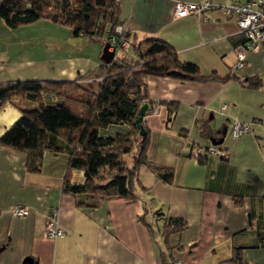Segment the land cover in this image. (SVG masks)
<instances>
[{
	"label": "crops",
	"instance_id": "0c3cea01",
	"mask_svg": "<svg viewBox=\"0 0 264 264\" xmlns=\"http://www.w3.org/2000/svg\"><path fill=\"white\" fill-rule=\"evenodd\" d=\"M117 1L130 43L162 39L203 75L230 74L237 79L146 77L147 97L157 105L156 113L150 105L142 118L149 130L147 157L171 167L174 179L163 182L142 165L133 199L111 197L94 206L77 205L61 188L70 157L66 148L44 151L39 170L29 171L24 152L0 145V264H22L26 257L30 264H228L235 247L241 248L246 264H264V172L255 166V160L260 161L257 144L261 147L264 141V40L258 50L246 54L243 66L236 67L234 50L244 34L221 8L207 12L208 19L194 13L173 18L172 3L178 0ZM32 23L63 36L49 38V53L22 58L20 32L29 24L12 28L0 19V81L77 80L97 91L99 78H81L102 62L96 40L73 35L68 26L49 20ZM70 45L75 49L69 50ZM45 93L49 103L62 99L52 91ZM24 101L15 99L0 109V135L21 109L33 108ZM170 102L175 108L167 105ZM234 119L247 122L249 130L232 137ZM223 127L224 138H231L221 142L225 158L206 151L209 137H220ZM127 129L126 124H112L99 132L111 135ZM251 146L257 158L250 154ZM68 177L74 183L84 180L83 171L75 168ZM18 205L28 207V213L15 216L12 209ZM51 209L57 210L63 236L45 233ZM176 217L186 224L165 243L162 225Z\"/></svg>",
	"mask_w": 264,
	"mask_h": 264
},
{
	"label": "trees",
	"instance_id": "16d2710c",
	"mask_svg": "<svg viewBox=\"0 0 264 264\" xmlns=\"http://www.w3.org/2000/svg\"><path fill=\"white\" fill-rule=\"evenodd\" d=\"M0 19L12 28L45 19L68 26L73 35L102 41V36L113 34L117 42L121 38L129 41L126 31L115 32V27L122 25L117 0H0ZM114 51L110 62L102 61L81 76L99 78L97 91L82 86L77 80L0 81V109L15 99L36 103V107L20 110L19 117L0 135V145L24 152L25 167L29 171L39 170L44 151L66 148L70 157L61 188L74 196L77 205L84 207L111 197L133 199L138 169L142 165L159 180L173 182L171 167L147 157L148 127L142 122L145 134L141 135L134 123L139 107L144 103L152 105L146 91L148 75L197 81L237 79L230 74L223 77L203 75L195 63L180 60L175 50L159 38L129 42L128 51L115 45ZM46 91L59 94L61 101L46 103L43 99ZM167 105L176 106L173 102ZM174 110L170 109V113ZM112 124H126L128 129L111 135L99 132L100 128ZM71 168L83 171V182H70ZM185 224L180 217L166 221L161 231L164 242ZM262 242L264 244V239ZM228 264H246L241 248L233 249Z\"/></svg>",
	"mask_w": 264,
	"mask_h": 264
},
{
	"label": "built area",
	"instance_id": "2783aa9c",
	"mask_svg": "<svg viewBox=\"0 0 264 264\" xmlns=\"http://www.w3.org/2000/svg\"><path fill=\"white\" fill-rule=\"evenodd\" d=\"M214 8H221L224 14L235 21L239 31L244 34V40L234 50L236 57V67L244 65L245 56L250 51H256L260 47V43L264 40V0H231L229 2L218 4L210 0L200 1H174L172 3V17L179 18L191 13L208 19L207 12ZM122 26L115 27V32L119 33ZM102 41L108 43L110 49H114L118 45L123 51H128L129 42L127 39L121 38L117 42L115 35L104 36ZM150 111L157 112V105L153 104ZM249 130L247 122L234 119L230 125V135L238 137L242 133ZM264 151V141L261 143ZM207 153L216 154L222 158L227 156L226 151L221 147L208 146ZM28 207L23 205L15 206L12 213L15 216H24L28 213ZM56 209H51L45 221V233L49 237L63 236L65 231L59 226L56 219ZM174 264H180L175 261Z\"/></svg>",
	"mask_w": 264,
	"mask_h": 264
},
{
	"label": "rangeland",
	"instance_id": "374dc122",
	"mask_svg": "<svg viewBox=\"0 0 264 264\" xmlns=\"http://www.w3.org/2000/svg\"><path fill=\"white\" fill-rule=\"evenodd\" d=\"M43 20H45V19H43ZM28 24L29 25H27V26H30V27H25L26 30L21 29V32H20L21 33V37H20L21 42L19 43V47L21 48V52H20L19 56L22 58L26 57L29 59H33V58L41 57L40 55H41L42 51H44V50H46L45 52L49 53L51 51L50 43H48V40H50L49 38H51L53 35H56V34L59 37L63 36V33H56L54 31H51L50 28H48V29L42 28L41 29V27H39V25L37 26L36 23L31 22V24H34V25H31L30 23H28ZM35 26H37L38 28L35 29ZM122 30H123V28H122ZM103 37L104 36H102L101 39H103ZM94 42H95L96 46H98V47H100V49H102L103 44H102V42H100V40H96ZM68 49L72 50L73 48L70 45ZM74 49H75V47H74ZM108 50H111L109 48V46H108ZM14 51H15V54L13 53V55L16 56L17 55L16 49ZM46 94L47 93H45V96H43V99L46 103H49L50 98L48 96H46ZM25 101L23 104L28 105V104H30V102H32V104H34L33 107H36V103L34 101H31V100L28 101V99H25ZM229 140H231V138L229 136H225L222 143L226 144ZM206 141H208V139ZM222 143L215 144V145L210 144L208 146L219 147L222 145ZM257 146H258V151L260 153V161H257L258 159L257 160L254 159L255 160V166H257L258 170H260L261 172H264V151H262V148L259 146V144H257ZM249 152L251 155H253L252 156L253 158L254 157L257 158L256 157L257 156V150L254 147L251 146ZM125 158H126V161L129 163L128 156H126ZM154 229H155V232L158 234V230L156 228H154Z\"/></svg>",
	"mask_w": 264,
	"mask_h": 264
},
{
	"label": "water",
	"instance_id": "95a60500",
	"mask_svg": "<svg viewBox=\"0 0 264 264\" xmlns=\"http://www.w3.org/2000/svg\"><path fill=\"white\" fill-rule=\"evenodd\" d=\"M108 46L109 45L106 42L103 44L101 55H100L101 60L106 62V63L110 62L113 59L114 53H115L114 49L108 50ZM147 108H148V104L147 103L142 104L139 107V109H138V111L136 113L135 119H134V123L139 127V132H140L141 135L145 134V129H144L143 125H142V118L145 115V111L147 110ZM219 130H220V133H221L220 137H218V138H216L214 136H210L209 137V140H210L211 144H213V145L221 143L223 141V139H224V135L226 133V127H223V128H221ZM26 263L30 264L31 263V258H28V257L24 258L22 264H26Z\"/></svg>",
	"mask_w": 264,
	"mask_h": 264
},
{
	"label": "flooded vegetation",
	"instance_id": "af4514ba",
	"mask_svg": "<svg viewBox=\"0 0 264 264\" xmlns=\"http://www.w3.org/2000/svg\"><path fill=\"white\" fill-rule=\"evenodd\" d=\"M217 138V136H215Z\"/></svg>",
	"mask_w": 264,
	"mask_h": 264
}]
</instances>
